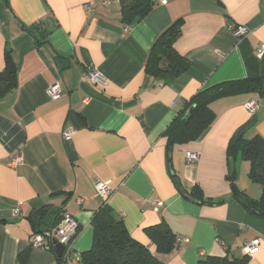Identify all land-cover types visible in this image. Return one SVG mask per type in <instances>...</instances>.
Returning a JSON list of instances; mask_svg holds the SVG:
<instances>
[{"label": "crops", "instance_id": "0c3cea01", "mask_svg": "<svg viewBox=\"0 0 264 264\" xmlns=\"http://www.w3.org/2000/svg\"><path fill=\"white\" fill-rule=\"evenodd\" d=\"M120 12L119 0H0V71L7 47L16 64V86L0 96V264H19L26 249V264H58L54 252L30 243L28 216L45 205L62 208L79 224L65 264H80L81 252L91 247V218L103 205L164 264H197L205 256L264 264V218L232 192L235 185L256 199L261 188L244 182L241 168L248 170L249 163L239 153L231 183L226 153L252 118L242 137L264 136L263 101L256 94L212 101L213 122L170 151L164 134L182 100L247 76L243 52L253 54L264 43V0H167L130 25ZM177 19L181 33L174 48L188 65L164 84L145 73L144 64L157 35ZM37 24L49 30L48 42L37 43L25 30ZM229 24L250 32L237 41ZM91 68L104 84L88 79ZM53 83L60 88L56 100L46 91ZM249 100L258 103L252 116ZM66 127L70 141L62 137ZM185 152L198 159L187 163ZM15 155L21 161L13 166ZM169 162L185 192L173 181ZM96 181L108 183L107 198L95 191ZM194 185L204 198L221 202L189 197ZM161 221L177 236L168 253L157 252L144 232ZM255 239L257 249L248 255L243 243Z\"/></svg>", "mask_w": 264, "mask_h": 264}, {"label": "trees", "instance_id": "16d2710c", "mask_svg": "<svg viewBox=\"0 0 264 264\" xmlns=\"http://www.w3.org/2000/svg\"><path fill=\"white\" fill-rule=\"evenodd\" d=\"M121 5L120 19L130 25L144 18L157 4V0H119ZM181 19L167 26L153 41L145 64V73L160 79L164 84L171 83L183 73L188 60L174 48V42L181 33ZM25 30L35 38L37 43L48 42L49 30L42 24L25 27ZM5 65L0 71V96L16 86V64L10 47L5 50ZM247 76L239 80L217 83L198 90L189 99L182 100L176 115L168 125L164 134L167 138V149L174 144L195 140L213 122L215 115L209 105L212 101L232 95L256 94L264 105V55L257 58L254 53L243 52ZM190 110L188 113L187 111ZM227 157L233 158L237 153L249 163L248 178L259 184L261 191L258 198H250L244 192L246 208L264 218V136L254 135L245 139H231L226 149ZM169 172L174 179L177 177L169 162ZM235 170L228 179L234 183ZM188 196L206 204H216L211 198H204L201 189L194 185ZM64 215L62 208H42L31 212L28 219L33 227V233H42L58 224ZM92 244L88 250L81 252L80 264H164L149 249L126 230L121 217L115 215L108 205L97 209L92 218ZM148 239L155 245L157 252L168 253L177 243V236L169 226L161 221L144 229ZM50 250L54 252L51 247ZM29 249L19 253V264H26ZM56 256V255H55ZM57 263H62V257L56 256ZM245 258L229 259L220 256H205L197 264H244Z\"/></svg>", "mask_w": 264, "mask_h": 264}, {"label": "built area", "instance_id": "2783aa9c", "mask_svg": "<svg viewBox=\"0 0 264 264\" xmlns=\"http://www.w3.org/2000/svg\"><path fill=\"white\" fill-rule=\"evenodd\" d=\"M166 2L167 0H157V3L159 4H165ZM85 9L89 10L90 5L86 4ZM227 28L235 36L237 41H241L244 38H246L250 32L248 26L242 24H229ZM254 55L259 59L263 57L264 43L258 45L254 49ZM86 74L88 79L93 83H98L101 85L105 83L104 77L96 68H91L90 70L87 71ZM46 91L49 98H51L52 100H56L60 97V88L58 83H53L49 85ZM245 107L247 113L250 116H252L254 115L258 107V103L255 100H249L245 103ZM71 136H72L71 128L66 127L62 130V137L64 140L70 141ZM185 158L187 163H192L198 159V154L194 152H185ZM20 161H21L20 156L15 155L14 157L11 158L10 165L13 166L17 165L20 163ZM93 186L95 191L104 198H107L111 193V189L107 182L96 181L94 182ZM161 204H162L161 201H156V206H159ZM13 212L14 214H17V210H14ZM78 231H79V224L77 220L70 214L66 213L63 215V217L58 222V224L53 228L47 229L42 233H33L30 239V243L33 246H40L46 249H50L51 247L53 248L54 242L63 245V251L60 256L62 257V263L60 264H65L71 251V242L78 233ZM258 243L259 241L257 239L246 241L243 243V249L248 255H250L256 251Z\"/></svg>", "mask_w": 264, "mask_h": 264}, {"label": "water", "instance_id": "95a60500", "mask_svg": "<svg viewBox=\"0 0 264 264\" xmlns=\"http://www.w3.org/2000/svg\"><path fill=\"white\" fill-rule=\"evenodd\" d=\"M156 1V0H154ZM190 110L187 111V113ZM255 119L252 118L250 119L245 125H243L241 128H239L234 136V139L237 140L239 137H241L243 135V133L247 130V128H249L253 123H254ZM228 162V174L231 175L234 171V160L233 158H228L227 159ZM173 181L175 182L176 186L178 187L179 190H181V192H185V190L181 187L180 183H179V179L177 177H174ZM232 192L236 197V200L238 202H240L243 206H247L246 200H245V196L239 192V190L237 189V187L235 185L232 186ZM53 250L54 253L57 257L61 256V253L63 251V245L54 242L53 244Z\"/></svg>", "mask_w": 264, "mask_h": 264}, {"label": "rangeland", "instance_id": "374dc122", "mask_svg": "<svg viewBox=\"0 0 264 264\" xmlns=\"http://www.w3.org/2000/svg\"><path fill=\"white\" fill-rule=\"evenodd\" d=\"M235 165V164H234ZM239 165L240 164H236V167H237V169L239 170ZM248 168H249V166H248ZM236 169V168H235ZM241 172L243 173L242 174V177L244 178L243 180H244V182L245 183H247V184H249L250 186H255V188H256V184L255 183H253V182H251V180L248 178V176H247V172H248V170H245L244 171V168L242 167L241 168ZM253 184H255V185H253ZM257 188H258V186H257ZM260 194V191L258 192V195ZM256 195H257V192H256Z\"/></svg>", "mask_w": 264, "mask_h": 264}]
</instances>
